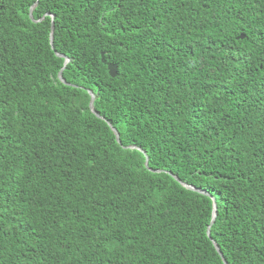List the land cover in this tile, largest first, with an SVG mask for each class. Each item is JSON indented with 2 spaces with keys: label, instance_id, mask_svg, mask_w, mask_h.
Listing matches in <instances>:
<instances>
[{
  "label": "trees",
  "instance_id": "trees-1",
  "mask_svg": "<svg viewBox=\"0 0 264 264\" xmlns=\"http://www.w3.org/2000/svg\"><path fill=\"white\" fill-rule=\"evenodd\" d=\"M212 240L264 264V0H0V264H225Z\"/></svg>",
  "mask_w": 264,
  "mask_h": 264
},
{
  "label": "water",
  "instance_id": "water-1",
  "mask_svg": "<svg viewBox=\"0 0 264 264\" xmlns=\"http://www.w3.org/2000/svg\"><path fill=\"white\" fill-rule=\"evenodd\" d=\"M33 9H34V7L30 10V18H31V20H32L33 22L38 23L39 21H35L34 18H33ZM40 21H41V20H40ZM54 28H55V24H54V22L52 21V23H51V29H52V32H51V35H50V43H51V46H52L53 49H54V46H53V41H54ZM243 37H244V36H241L240 38L243 39ZM57 56H58L59 58H63V59H65L64 67H63V69L61 70V72L59 73V76H58V77H59V80H60L63 84H65V85H67V86H73V85L67 83V82L65 81V79H63V76H62L63 71H64L66 65L70 62V59L67 58L66 56L62 55V54H57ZM108 71H109L110 76H111L112 78H115L116 75H117V66H116V65H113V64H109V65H108ZM89 94L91 95L90 109H91L92 113L95 114L99 119H102V120H103V118H102L101 116H99V115L95 112V110H94V102H95V99H96L95 94H94L93 92H91V91L89 92ZM110 128L112 129V131H113L114 134L116 135L117 141L120 142V136H119V133H118V132L116 131V129L113 128L111 125H110ZM131 149H135V147H131ZM142 152L145 154L144 151H142ZM146 167H149V160H148V158H147V161H146ZM154 172H156V173H161L162 171L158 170V171H154ZM170 175H171L175 180H177L178 182H180V180H179L178 178H176V177L173 176L172 174H170ZM180 183H181V182H180ZM181 184H182L185 188H187L188 190H192V191H195V192H199V193H201V194H204V195L210 197V195H209L208 193L204 192V191H201V190L195 189V188H193V187H191V186H189V185L183 184V183H181ZM212 200H213V203H214V205H213V206H214V212H213V216H212L211 224H210V226L208 227V232H207V234H208L209 237H210V230H211V227L214 225V223H215V221H216V218H217V204H216V200H215L214 198H212ZM212 242H213V245H214L216 251L219 253V255L221 256V258L223 259L224 263L227 264L225 258L223 257V254H222V252H221V250H220V247L217 245V243H216L215 241L212 240Z\"/></svg>",
  "mask_w": 264,
  "mask_h": 264
},
{
  "label": "clouds",
  "instance_id": "clouds-1",
  "mask_svg": "<svg viewBox=\"0 0 264 264\" xmlns=\"http://www.w3.org/2000/svg\"><path fill=\"white\" fill-rule=\"evenodd\" d=\"M53 18V17H52ZM53 20V19H52Z\"/></svg>",
  "mask_w": 264,
  "mask_h": 264
}]
</instances>
